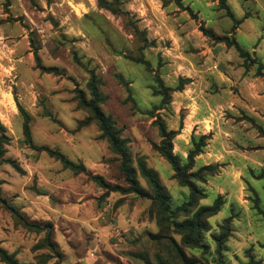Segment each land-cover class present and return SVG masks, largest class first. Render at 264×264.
<instances>
[{"label": "rangeland", "instance_id": "1", "mask_svg": "<svg viewBox=\"0 0 264 264\" xmlns=\"http://www.w3.org/2000/svg\"><path fill=\"white\" fill-rule=\"evenodd\" d=\"M227 4L232 16L217 0H121L123 14L96 0H0V122L7 136L0 197L26 220L50 223L58 255L43 246L44 231L18 224L1 201L0 249L18 264H264V79L254 75L264 73V0ZM204 30L234 38L248 57ZM90 72L139 185L152 193L142 163L163 185L169 212L114 189L128 186L120 157L100 138L97 123L86 122L89 112L74 91L90 98ZM157 121L179 131L172 144L182 161L193 141L207 136L190 172L211 169L196 181L202 194L189 212L171 213L190 190L154 148ZM217 196L221 206L207 218L204 246L185 245L172 222ZM228 217L219 254L213 235ZM0 264L6 263L0 258Z\"/></svg>", "mask_w": 264, "mask_h": 264}, {"label": "trees", "instance_id": "2", "mask_svg": "<svg viewBox=\"0 0 264 264\" xmlns=\"http://www.w3.org/2000/svg\"><path fill=\"white\" fill-rule=\"evenodd\" d=\"M227 1L228 0H217V7L219 9L225 10L228 16H232ZM96 3L98 7L110 11L112 14L125 13L120 7L121 0H96ZM239 21L235 20L234 22L239 24ZM236 26L237 25H235V28ZM204 32L213 40L224 41L228 47H234L238 55L244 60H246L248 57V52L245 51L234 38H229V36L226 35L217 36L210 30H204ZM39 67L45 72L59 73L58 69L55 67ZM254 75L255 77L261 76L264 79V73L260 71H256ZM87 89L89 91L90 98H87L82 90L75 88L74 91L77 94V103L79 107L89 112V117L87 118L86 122L93 120L97 123L100 131V138L105 139L108 142L111 151L120 157V171L128 185L127 187L115 186L114 189H119L122 192H133L134 194L141 197H148L157 202L164 212H169V205L166 200V194L163 185L159 182L156 174L152 170L146 168L142 163H139V172L150 186L152 193H148L139 185L135 168L130 165V158L125 147L124 140L120 137L118 131L115 130L110 117L106 116L100 109L99 104L102 101V97L99 93L97 81L93 72H90ZM164 95H167V93ZM156 123L160 132V141L158 144L154 145L155 150L171 166L173 170V176L178 181V183L180 185L187 186L190 190L188 200L177 206L171 213L176 215L179 212H189L191 209L197 206L199 195L202 194V191L198 188L196 181H201L204 178L205 171L211 169V166L207 165L202 166L197 171L190 172V169L193 167L194 157L201 152L202 146H204L203 140L207 138V136H199L195 143L193 141V148L189 151L186 160L182 161L177 154L173 153L172 144V140L179 133V131L167 129L164 123L161 121H157ZM5 131V127L0 122V155L4 153L3 144L7 140ZM23 133L26 140L30 141V131L27 122H25L23 125ZM37 149L47 151L50 155L59 159L65 167L80 169L79 165L73 164V162L66 159L61 153L57 151L45 147H37ZM94 179L100 184L101 187L106 189L111 188L102 177L94 176ZM221 199V196H217L211 205L199 206L194 211V213L186 219L180 222H172L174 229L182 234V242L185 245L192 247L204 246L201 241L203 231H206L208 228L207 218L218 212L221 206ZM0 201L4 203L7 209L10 210L11 215L18 224L29 230H35L39 232L44 231V236L42 238L43 246L46 247L51 253L58 255L55 243L52 239V225L50 223H46L41 226L37 223L30 222L26 220L11 205H9L3 198L0 197ZM230 221V217L224 219L220 224L221 231L218 234L213 235V239L217 244L216 251L219 254H221L222 244L229 237ZM0 258L6 264H18L13 256L7 254L3 249H0ZM245 264L253 263L249 261Z\"/></svg>", "mask_w": 264, "mask_h": 264}, {"label": "crops", "instance_id": "3", "mask_svg": "<svg viewBox=\"0 0 264 264\" xmlns=\"http://www.w3.org/2000/svg\"><path fill=\"white\" fill-rule=\"evenodd\" d=\"M255 89L256 88H254L253 91L250 90L252 99H254V98L256 99V96L258 97V93H257V91ZM262 102H263V108H264V95H262ZM255 109H256V107H253V111L254 112H256Z\"/></svg>", "mask_w": 264, "mask_h": 264}]
</instances>
